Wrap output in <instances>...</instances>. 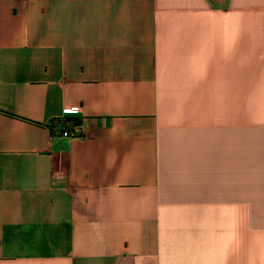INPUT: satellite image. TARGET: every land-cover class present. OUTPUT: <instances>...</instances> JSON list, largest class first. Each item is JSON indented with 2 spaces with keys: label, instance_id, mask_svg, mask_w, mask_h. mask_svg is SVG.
<instances>
[{
  "label": "crops",
  "instance_id": "1",
  "mask_svg": "<svg viewBox=\"0 0 264 264\" xmlns=\"http://www.w3.org/2000/svg\"><path fill=\"white\" fill-rule=\"evenodd\" d=\"M0 264H264V0H0Z\"/></svg>",
  "mask_w": 264,
  "mask_h": 264
},
{
  "label": "built area",
  "instance_id": "2",
  "mask_svg": "<svg viewBox=\"0 0 264 264\" xmlns=\"http://www.w3.org/2000/svg\"><path fill=\"white\" fill-rule=\"evenodd\" d=\"M65 115H60L52 118V120L56 119L57 123L50 127V131L52 134H57L61 136H74L80 133L81 124L80 119L78 121H70L64 120Z\"/></svg>",
  "mask_w": 264,
  "mask_h": 264
},
{
  "label": "trees",
  "instance_id": "3",
  "mask_svg": "<svg viewBox=\"0 0 264 264\" xmlns=\"http://www.w3.org/2000/svg\"><path fill=\"white\" fill-rule=\"evenodd\" d=\"M78 119L79 118L77 116L65 115L63 121L64 120H70V121H74L75 122V121H78ZM56 123H57L56 119H54V120L51 119L50 122H48V126L51 127V126L55 125Z\"/></svg>",
  "mask_w": 264,
  "mask_h": 264
}]
</instances>
